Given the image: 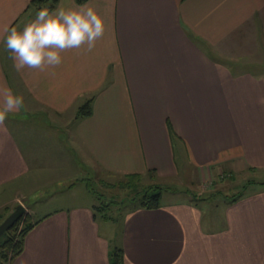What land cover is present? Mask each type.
Returning <instances> with one entry per match:
<instances>
[{
    "label": "crops",
    "instance_id": "obj_1",
    "mask_svg": "<svg viewBox=\"0 0 264 264\" xmlns=\"http://www.w3.org/2000/svg\"><path fill=\"white\" fill-rule=\"evenodd\" d=\"M30 1L0 0V89L24 98L0 124L1 203L8 214L22 204L34 224L3 264H112L116 247L125 264H264V0H59L93 7L103 37L17 71L3 35L35 18ZM88 97L92 114L75 118ZM84 171L167 190L157 208L112 201L127 206L116 217L85 194L56 203L58 183L75 187ZM220 177L250 187L212 203L166 186Z\"/></svg>",
    "mask_w": 264,
    "mask_h": 264
},
{
    "label": "clouds",
    "instance_id": "obj_2",
    "mask_svg": "<svg viewBox=\"0 0 264 264\" xmlns=\"http://www.w3.org/2000/svg\"><path fill=\"white\" fill-rule=\"evenodd\" d=\"M105 30L104 18L87 4L70 9L42 7L22 29L9 26L3 44L10 51L17 71L25 67L43 69L61 64L63 50L85 44L91 50ZM23 107L22 95L11 88L0 89V124L9 113Z\"/></svg>",
    "mask_w": 264,
    "mask_h": 264
},
{
    "label": "rangeland",
    "instance_id": "obj_3",
    "mask_svg": "<svg viewBox=\"0 0 264 264\" xmlns=\"http://www.w3.org/2000/svg\"><path fill=\"white\" fill-rule=\"evenodd\" d=\"M175 153H176V161L179 165V163L181 162V159H184V149H180L179 147H177L175 149ZM180 172L182 174H184V169L183 166H181L180 163ZM91 176V177H90ZM90 177L89 180H87L86 178ZM92 175L90 172H86L84 171V173H80V176L76 177V185L75 187L72 186H68L65 182H60L58 183V185L54 188L55 192L59 193L58 198H59V202L56 201V203H65L66 202H72L74 200H77L80 197H83V195H89L87 197H91L92 199L94 198L96 200V203L98 204V206L101 205H108V203L110 204L112 201L117 202L121 199H127L129 196H132L133 194H135V192L137 190H141L144 187H147L149 185H151L152 181L148 179H146L145 181H140V183L137 184L136 188L131 189L130 191L128 189H126V187L123 184H119L121 181H123V178H110L107 177L105 175L102 176L101 180L99 181L97 176L94 177V179H91ZM239 180L237 181H230L229 179L225 180L223 177L218 178L216 181L213 180H206L205 182L201 183V187H197L195 186V184L192 186L193 190L190 189H186L187 186H190L191 182L194 183V181H190V180H186L188 183H185V180H181V181H176V182H167L166 186H169V188L171 189H176L182 192H179V194H175V196L177 197V199L179 198H185L184 196H186V194L183 192L185 190H188V192H190L191 194H194L195 197L201 198V199H213L212 203H220V202H225V199L231 198L235 195L238 194V192H240L241 190H243V185H247V188L250 187V184L247 183V180L244 178H238ZM241 179V180H240ZM81 182H83L81 184ZM215 184V185H214ZM214 185V186H213ZM246 188V187H245ZM245 190V189H244ZM48 192H50L48 190ZM54 192H50V194H52ZM56 193V194H57ZM177 193V192H176ZM45 194V192H44ZM49 193L45 195V199L44 200V205L42 204V207H39V209H43L44 213L50 209L54 207L53 202L54 201L52 197V195H50ZM50 195V196H49ZM3 197H0V223L8 216L9 213V209L14 207V205L12 203H10L7 206H4L1 202H4L7 198L6 195H0ZM173 196V194H170V192H163V199L167 200V198H171ZM63 197V199H61ZM48 199H50V203L46 202ZM21 200L20 198H17V201ZM122 205V204H121ZM122 208H126L127 206H120ZM105 208V207H104ZM117 211V208H112V209H108V207H106V209L104 210V212L108 215V216H112V217H116L117 213L121 216V214L124 213V210ZM43 211L39 210L36 212V214L32 217V218H36L38 216H41L42 214H44ZM28 219L29 218V213L26 212ZM31 218V219H32ZM9 236L8 232H5L4 234H2L0 236V243L3 242L5 239H7Z\"/></svg>",
    "mask_w": 264,
    "mask_h": 264
},
{
    "label": "trees",
    "instance_id": "obj_4",
    "mask_svg": "<svg viewBox=\"0 0 264 264\" xmlns=\"http://www.w3.org/2000/svg\"><path fill=\"white\" fill-rule=\"evenodd\" d=\"M59 0H31L28 4L27 10L37 12L42 7H49L54 9ZM79 4L86 2L87 0H76ZM92 97H88L78 108L75 118L88 117L92 114ZM142 181L140 174H131L125 176L124 180L119 184H123L129 191L136 188L137 184ZM163 190L167 188L159 185H149L141 190H137L135 194L129 196L127 199H121L117 202L129 203L134 207H142L147 209L157 208L161 203V194ZM240 193L233 196V199L239 196ZM111 204V203H110ZM108 205L97 206L98 214L106 218L108 215L104 212ZM105 207V208H104ZM26 214V213H25ZM33 223L30 222L27 215H23L13 227L7 232L9 236L3 242L0 243V264L8 262L20 254L23 250L24 237L28 231L33 227ZM112 264H125L124 253L121 248H114L112 252Z\"/></svg>",
    "mask_w": 264,
    "mask_h": 264
},
{
    "label": "water",
    "instance_id": "obj_5",
    "mask_svg": "<svg viewBox=\"0 0 264 264\" xmlns=\"http://www.w3.org/2000/svg\"><path fill=\"white\" fill-rule=\"evenodd\" d=\"M26 209L22 204L17 205L14 210L0 223V236L7 232L25 214Z\"/></svg>",
    "mask_w": 264,
    "mask_h": 264
}]
</instances>
